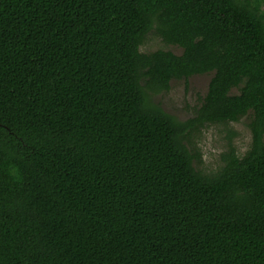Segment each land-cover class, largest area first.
<instances>
[{
    "label": "trees",
    "instance_id": "trees-1",
    "mask_svg": "<svg viewBox=\"0 0 264 264\" xmlns=\"http://www.w3.org/2000/svg\"><path fill=\"white\" fill-rule=\"evenodd\" d=\"M261 2L0 0V264H264ZM205 73L192 118L152 102ZM248 112L241 157L193 166Z\"/></svg>",
    "mask_w": 264,
    "mask_h": 264
},
{
    "label": "rangeland",
    "instance_id": "rangeland-1",
    "mask_svg": "<svg viewBox=\"0 0 264 264\" xmlns=\"http://www.w3.org/2000/svg\"><path fill=\"white\" fill-rule=\"evenodd\" d=\"M261 9H264L262 0ZM158 49L169 50L180 54L181 48L175 45H166L154 30L145 37L139 51L149 53ZM212 73L193 75L187 79L169 82L166 92L152 95L153 103L158 104L163 111L173 115L179 121L192 118L200 107L206 93ZM250 112L238 121L226 124H211L193 132L188 138V148L200 154V161L193 162V166L206 174L215 172L221 165V155L231 146L238 157H241L249 148L251 133L248 128Z\"/></svg>",
    "mask_w": 264,
    "mask_h": 264
}]
</instances>
